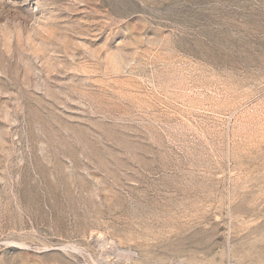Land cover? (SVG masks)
<instances>
[{"label":"rangeland","instance_id":"rangeland-1","mask_svg":"<svg viewBox=\"0 0 264 264\" xmlns=\"http://www.w3.org/2000/svg\"><path fill=\"white\" fill-rule=\"evenodd\" d=\"M0 264H264V0H0Z\"/></svg>","mask_w":264,"mask_h":264}]
</instances>
